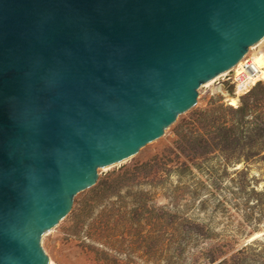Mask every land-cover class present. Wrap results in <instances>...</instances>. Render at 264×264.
Listing matches in <instances>:
<instances>
[{
  "label": "water",
  "instance_id": "1",
  "mask_svg": "<svg viewBox=\"0 0 264 264\" xmlns=\"http://www.w3.org/2000/svg\"><path fill=\"white\" fill-rule=\"evenodd\" d=\"M262 38L264 0H0V264Z\"/></svg>",
  "mask_w": 264,
  "mask_h": 264
},
{
  "label": "rangeland",
  "instance_id": "2",
  "mask_svg": "<svg viewBox=\"0 0 264 264\" xmlns=\"http://www.w3.org/2000/svg\"><path fill=\"white\" fill-rule=\"evenodd\" d=\"M233 76L200 86L196 104L159 139L98 169L95 185L41 237L48 260L264 264V81L236 94ZM221 126L244 140L228 150L216 145Z\"/></svg>",
  "mask_w": 264,
  "mask_h": 264
},
{
  "label": "bare ground",
  "instance_id": "3",
  "mask_svg": "<svg viewBox=\"0 0 264 264\" xmlns=\"http://www.w3.org/2000/svg\"><path fill=\"white\" fill-rule=\"evenodd\" d=\"M259 45H263V46H264V38H262L260 41H258V42L255 43L254 45H252V46L249 48L248 52H249L251 49H254V48L258 47ZM263 46H262V47H263ZM263 48H264V47H263ZM259 51H260V50H259ZM247 55H248V54H247ZM250 60H251L250 63H251V65L253 66L254 70H256V72H258V73L256 74V77H253V78L250 80V83H249L248 85H250V84H252V83H254V82H257V81H264V80H259V79H262L260 76H261V74H262V68H263V66H264V49H263L262 51H260V53H259V52L255 53V54L250 58ZM241 68H243V63H242V62H238L237 65H236L234 68H232V70H234V72H236V75H235V76H237V75L239 74ZM230 71H231V70H230ZM228 72H229V71H227V72H223V73H221V74H219V75L213 77L212 79H210V80L204 82L202 85H203V86H206V85L212 83L214 80H216V79L219 78L220 76H224V75H225L226 73H228ZM202 85H201V86H202ZM237 86H238V87L236 88V89H237L236 94H237L238 92H241L240 90H244V89L246 88L245 85L240 84V83H239ZM234 100H235V99H234ZM233 103H234V102H233ZM121 163H123V162H121ZM119 164H120V163H119ZM115 165H118V164H115ZM115 165H109V166L101 167V168H99V169H108V168L113 167V166H115ZM48 264H53V263H52L51 260H48Z\"/></svg>",
  "mask_w": 264,
  "mask_h": 264
},
{
  "label": "trees",
  "instance_id": "4",
  "mask_svg": "<svg viewBox=\"0 0 264 264\" xmlns=\"http://www.w3.org/2000/svg\"><path fill=\"white\" fill-rule=\"evenodd\" d=\"M244 106H245V105H244V102H243V103H241V105H240L237 109L243 111ZM222 129H225V128H223V126H221V127L219 128V130H222ZM227 129H228V128H227ZM227 129H226V131H224V130L219 131V132L214 136V137H217V136L219 135V140H217L216 145H221L220 147H222V148L225 149V150L231 149L232 147H235V146H236V147L239 146V145H240V144H239V141L242 142V139L244 140V136H243L242 132H240L239 135L234 136V135L231 133V131L228 132L229 130H227ZM229 129H230V128H229ZM231 130H232V128H231ZM239 136H240V137H239ZM261 137H264V134L261 135ZM213 139H215V138H213ZM217 147H219V146H217Z\"/></svg>",
  "mask_w": 264,
  "mask_h": 264
},
{
  "label": "built area",
  "instance_id": "5",
  "mask_svg": "<svg viewBox=\"0 0 264 264\" xmlns=\"http://www.w3.org/2000/svg\"><path fill=\"white\" fill-rule=\"evenodd\" d=\"M250 61H251L250 59H247V57H245L242 61L243 68L240 69L239 74L237 76H235L236 72H234L233 80H234V83L236 84V88L238 87L237 85L239 83L246 86V88L244 90H240L241 92L247 91L248 88H250L251 86L254 85V84L253 85L252 84L248 85V84L250 83V80L253 77H256V74L258 73V72H256V70H254Z\"/></svg>",
  "mask_w": 264,
  "mask_h": 264
},
{
  "label": "clouds",
  "instance_id": "6",
  "mask_svg": "<svg viewBox=\"0 0 264 264\" xmlns=\"http://www.w3.org/2000/svg\"><path fill=\"white\" fill-rule=\"evenodd\" d=\"M247 56V55H246Z\"/></svg>",
  "mask_w": 264,
  "mask_h": 264
}]
</instances>
